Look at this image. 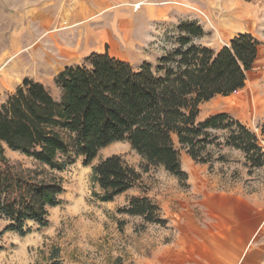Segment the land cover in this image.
Returning a JSON list of instances; mask_svg holds the SVG:
<instances>
[{"label": "trees", "instance_id": "1", "mask_svg": "<svg viewBox=\"0 0 264 264\" xmlns=\"http://www.w3.org/2000/svg\"><path fill=\"white\" fill-rule=\"evenodd\" d=\"M173 32L172 48L167 42L156 65L134 68L107 51L92 53L55 77L58 101L42 83L24 78L0 105V242L7 233L26 237L30 224L49 227L50 210L61 206L65 193L57 174L79 159L92 166L93 196L102 203L140 186L152 168L187 186L177 146L197 164L214 163L213 149L226 147L241 152L251 170L264 168V148L241 121L221 113L198 122L201 104L245 88L260 41L238 34L215 51L197 43L206 36L197 22H182ZM116 143L129 144L142 161L141 172L119 155L93 165L100 151ZM7 151L24 156L31 167L12 164ZM120 212L168 224L147 197L131 199Z\"/></svg>", "mask_w": 264, "mask_h": 264}, {"label": "rangeland", "instance_id": "2", "mask_svg": "<svg viewBox=\"0 0 264 264\" xmlns=\"http://www.w3.org/2000/svg\"><path fill=\"white\" fill-rule=\"evenodd\" d=\"M55 1L0 0V105L24 78L35 79L30 76L34 74L30 72L33 68L25 70L33 60L41 68L45 65V51L52 46L50 43L45 48L24 50L18 60L15 54L27 47L21 44L30 37L31 24L23 17L32 8H54ZM217 4L205 8L210 22L204 23L209 32L203 42L218 51L233 36L243 32L253 35L262 46L254 69L247 74L245 88L230 97H216L201 104L198 122L227 113L250 128L264 148V0L250 3L244 0H218ZM238 6L255 14L249 23L230 19L239 11ZM156 30V35L161 37L163 31ZM164 34L159 39L161 52L164 48L168 49V43H171L169 39L176 37L173 31ZM14 38L21 44L14 45ZM35 39L34 36L32 40ZM47 42H50L49 39ZM106 49L112 56L127 61L135 60L138 55L135 47L127 46L116 37L110 45L81 48L77 63L82 64L91 53ZM158 54L162 53L159 51ZM54 79L43 80L48 81L47 89L58 101L61 93ZM177 147L182 168L188 175L187 186L164 169L152 168L142 174L140 186L110 203H102L93 196L92 166L85 167L83 159L77 160L63 173L57 174L65 193L61 197V206L50 210L49 227L39 229L30 224L31 233L24 238L7 233L0 242V264H118L117 259H121L123 264H150L153 251L173 241L175 232L172 220L178 221V215L183 211L184 214H194L196 218L204 219L208 209L222 216H232L231 211L235 208L233 211L239 217L246 218L247 212L243 209L247 207L249 199L264 202V168L251 170L241 152L226 147L214 148V163L197 164L184 149ZM6 155L12 164L31 167V162L19 153L7 151ZM113 155L121 156L141 172L142 161L127 143H116L103 149L93 165ZM221 156L224 160L218 162ZM142 197L149 198L160 208L167 226L148 224L141 217L120 212L131 199ZM0 227L3 229L5 224L2 223ZM259 242L252 243V246L257 254V264H264V238Z\"/></svg>", "mask_w": 264, "mask_h": 264}, {"label": "crops", "instance_id": "3", "mask_svg": "<svg viewBox=\"0 0 264 264\" xmlns=\"http://www.w3.org/2000/svg\"><path fill=\"white\" fill-rule=\"evenodd\" d=\"M217 1L57 0L54 8H32L23 17L31 24L30 37L23 44L14 38V45H27L15 56L18 60L24 50L45 48L49 43L52 45L45 51L46 63L42 68L33 60L25 69L33 68L30 72L34 74L30 76L46 88L49 83L44 78H55L64 68L80 65L77 62L81 48L110 45L116 37L127 46L135 47L138 55L133 61L115 58L130 63L134 68H139L145 62L156 65L164 53L163 50L161 52L159 39L164 33L176 30L180 23L197 22L206 33L204 38L207 37L209 30L204 23L210 22V17L205 8L214 7V4L218 6ZM236 16L237 12L230 19H236ZM156 29L163 31L161 37L156 35ZM34 36L36 39L32 40ZM204 38L197 43L213 49L203 42ZM48 39L50 42H47ZM105 51L108 52V49ZM105 51L94 53L102 54ZM159 51L162 54H158ZM247 202V207L243 209L247 212L246 218L239 217L233 211L235 208L231 211L232 216H222L206 207L208 210L205 214L208 215L204 219L196 218L194 214H184L183 211L178 215V221L172 220L175 232L173 241L153 251L150 264H257V254L252 245L264 238V202L255 199Z\"/></svg>", "mask_w": 264, "mask_h": 264}, {"label": "bare ground", "instance_id": "4", "mask_svg": "<svg viewBox=\"0 0 264 264\" xmlns=\"http://www.w3.org/2000/svg\"><path fill=\"white\" fill-rule=\"evenodd\" d=\"M254 15L252 11L239 10L235 18L236 20H241L243 23H249Z\"/></svg>", "mask_w": 264, "mask_h": 264}]
</instances>
